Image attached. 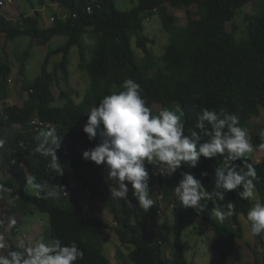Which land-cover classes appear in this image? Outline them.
Here are the masks:
<instances>
[{"label":"trees","instance_id":"16d2710c","mask_svg":"<svg viewBox=\"0 0 264 264\" xmlns=\"http://www.w3.org/2000/svg\"><path fill=\"white\" fill-rule=\"evenodd\" d=\"M51 2L58 6L57 9L53 6L55 10L59 9L50 15L56 18L54 23L46 21L38 10L32 15L22 12L18 19L4 14L5 11L0 15V47L5 46L6 55L0 59L3 107L0 139L5 141L0 147V184L12 190L11 193L0 191V200L10 211L9 216L30 220L35 211L48 214L49 230L45 227L41 231L35 225L33 234L48 232L50 240L58 238L65 244L75 241L84 252L83 260L76 264H111L104 254L105 230H112L118 236L122 247L118 257L122 264H193L187 258L183 240V226L189 216L210 226L213 232L210 246L225 256L227 246L244 239L241 217L247 216L253 202L239 199L237 191L225 193V199L217 204L224 207L228 202L235 203L231 225H226L211 217L210 201H202L205 211L198 213L185 208L174 193L182 174L189 172L211 191L215 168L222 163V156L201 157L196 168L182 164L170 176L154 175L155 166L145 161L154 201L146 211L138 205L130 184L128 201L131 204L110 198L112 183L102 185L106 165H96L83 158V153L94 148L101 138L98 133L90 141L83 128L91 107L98 105L113 89L118 90L125 79L132 78L141 86V94L153 114L163 108L181 109L185 134L194 128L197 115L204 108L217 113L224 110L238 115L240 126L247 128L251 140L254 138L259 146L264 144L259 135L264 130V122L262 126H253V121L264 114V0H137V5L129 11L119 10L115 0ZM250 5L256 11L248 12L240 27L235 21ZM89 7L93 9L91 13L87 11ZM170 7L186 11V26L179 24ZM64 15L66 19L62 18ZM154 16H159L163 31L169 35L166 51L160 57L151 49L154 41L145 28V23H152ZM58 36L67 41L56 49L50 48ZM20 37H29L31 45L22 57L15 54L20 60V69L18 78L12 81L14 67L7 48ZM86 37L95 39L96 45L89 47ZM33 46L50 49L41 75L31 81L26 77V70ZM134 46L142 57L136 54ZM74 48L79 49L78 72L87 79V87L83 92L62 91L57 97L54 87L67 84L73 77L70 65ZM53 58L58 61L52 62ZM49 128H55L61 140L57 155L64 168L63 176L47 169L46 158L32 154L36 144L33 137L40 129ZM247 160L256 170L255 187L264 200V156L256 160L250 153ZM234 164L243 167L241 160ZM203 172L209 175L202 176ZM26 174L35 175L45 190L51 186L63 190L58 198L38 199L25 191ZM16 196L20 198L13 199ZM102 207L108 210L113 223L98 216ZM170 212L175 220L173 257L169 259L165 245L170 246V231L164 225L154 235L147 227L152 217H163ZM16 224L13 228L16 239L18 235L33 239L29 233H22L20 222ZM257 237L264 245V235ZM16 239L9 242L6 253L16 250ZM253 264H264V258L260 260L257 255Z\"/></svg>","mask_w":264,"mask_h":264},{"label":"clouds","instance_id":"9594fccd","mask_svg":"<svg viewBox=\"0 0 264 264\" xmlns=\"http://www.w3.org/2000/svg\"><path fill=\"white\" fill-rule=\"evenodd\" d=\"M141 91L138 83L127 78L118 90L113 89L103 96L87 114L84 133L90 141L95 140L98 133L101 139L94 148L83 153V158L96 165H106L107 179L112 183L110 198L131 204L128 201L130 184L138 205L147 211L154 201L149 191L145 161L155 166L154 175L170 176L182 164L196 168L201 157L212 159L222 156V163L215 168L211 191L189 172L182 174L174 193L185 208H192L198 213L205 211L206 206L201 202L210 201L214 205L210 210L211 217L223 222L235 214V203L228 202L221 207L217 201H223L225 193L237 191L239 199L253 201L246 216L251 235H264V200L256 191V170L247 160L254 149L247 128L240 126L238 115L204 108L197 115L194 128L185 134L181 109L163 108L153 114ZM259 135L264 139V130ZM33 139L36 144L32 154L46 158L47 169L56 176H63L64 168L57 155L61 140L56 129H40ZM4 143L0 139V147ZM259 147L264 149V144ZM237 160L242 161L243 167L234 164ZM201 175L207 177L209 174L203 172ZM60 190L63 189L59 186L45 190L44 184L38 182L35 175L26 174L25 191L38 199L58 198ZM0 191L11 193L12 190L0 184ZM19 198L16 196L13 199ZM16 223L15 219L10 220V226ZM6 247L4 237L0 236V249ZM83 258L84 252L75 241L65 244L58 238L47 242L21 238L16 250L0 254V264H76Z\"/></svg>","mask_w":264,"mask_h":264},{"label":"rangeland","instance_id":"374dc122","mask_svg":"<svg viewBox=\"0 0 264 264\" xmlns=\"http://www.w3.org/2000/svg\"><path fill=\"white\" fill-rule=\"evenodd\" d=\"M14 5L13 9L18 12H29L30 15L34 14L37 10L42 11L46 21L49 22L52 16L51 13L55 10L53 6L54 3L51 0H43L46 2V5L42 4V0H13ZM18 1V2H17ZM117 3V7L121 11H129L132 10L137 5V0H115ZM241 11V10H240ZM256 11L255 6H249L243 11L242 16H240L235 23L242 27L244 25V18L246 14L249 12L253 14ZM170 12L175 15L178 19V22L181 26H186L188 24L187 13L184 9H174L170 7ZM242 12V11H241ZM47 22V23H48ZM146 34L152 39L154 42L150 44L151 49L154 53L160 57L164 55L166 49L165 47L169 43V35L163 31L162 24L159 16L152 17V23H145ZM67 39L63 36L55 37L54 40L50 43V48L56 49L63 45ZM86 44L89 47H93L96 42L95 39L86 37ZM31 45V39L29 37H20L16 39L13 43L10 44V48H7V52L9 54V59L13 64L14 72L12 74L13 79H17L20 69V60L16 57L15 54L23 56V53L29 50ZM5 46L1 44L0 47V59L2 57H6L5 55ZM50 48L33 46L31 50V57L27 63L26 77L27 79L34 81L37 79L42 73V66L45 61V58L48 54ZM12 50V52H11ZM134 50L139 57H142V53L134 46ZM58 61V58H53V61ZM80 62L79 49L74 48L72 50L71 56V65L70 72L73 77L70 81L65 84L62 83L61 87H54V93L57 97H60L62 91H68L70 89L79 90L80 92L85 91L87 87V79L83 78L81 74L82 72H78V64ZM81 73V74H80ZM87 75V74H86ZM15 86V85H14ZM16 87H19L18 85ZM20 88V87H19ZM3 110L2 104H0V111ZM264 122V114L261 117L256 118L253 123L255 127L262 126ZM252 136L254 137L255 131H251ZM251 143L253 145L254 158L256 160H260L264 156V149H261L259 145L255 142V139L252 138ZM82 146V142L79 144ZM108 170L104 169L102 185L105 184L107 186L111 185V181L107 179ZM100 182V181H99ZM257 191V189H256ZM259 197V192L257 191ZM253 202V201H252ZM90 205V204H89ZM213 205V204H212ZM214 207V205H213ZM38 211V210H37ZM99 217L103 220L108 221L109 223H113V218L109 214L108 210L105 207L100 208ZM10 211L3 205V202L0 201V236L4 237V241L7 244V247L4 249H0V254H6V251L10 245V241H15V237L13 236V228L17 226H10V220L12 219L9 216ZM30 220H22L16 219V222H20L22 233H29L33 239H43L45 242L50 240V235L47 232L40 233L37 236L33 234V230L35 229V225L39 227L41 231H43L46 227L49 230V216L48 214H42L39 212H34L30 216ZM168 219V220H167ZM174 214L170 212V214H166L163 217L159 216L158 218L152 217L148 221L147 231L151 234L158 235L159 227L166 226L170 231V246L165 245V252L167 257L170 259L173 257L172 254V246H174V236H173V225H174ZM222 223L226 225H231V217L226 218ZM241 224L243 230L245 232L244 239H238L233 245H229L224 249L225 256H222L219 252L213 250L210 246L211 239L213 237V232L209 225L202 224L198 218L190 217L186 220L183 226V240L187 246V258L193 264H253L257 255H259L260 260L264 258V245H261L257 236H252L250 233V226L246 219V217H241ZM116 226V225H115ZM3 228V229H2ZM204 234H202V232ZM32 232V233H30ZM105 239L104 244V254L109 259L111 264H122L119 261L118 251L122 248L120 245V241L118 236L112 230H105L102 234ZM21 235L17 236V241L21 239ZM172 247V248H171ZM125 259L128 260V252L125 251Z\"/></svg>","mask_w":264,"mask_h":264},{"label":"built area","instance_id":"2783aa9c","mask_svg":"<svg viewBox=\"0 0 264 264\" xmlns=\"http://www.w3.org/2000/svg\"><path fill=\"white\" fill-rule=\"evenodd\" d=\"M13 4H14V1H13V0H1V1H0V15L2 14L3 11L6 10L7 7H10V6H12ZM54 7H56V9H57L58 6L55 5ZM87 11H88L89 13H91V12L93 11V9H92L91 7H89V8L87 9ZM76 17H77V16L74 15V18H76ZM62 18H63V19H66L67 17L64 15V16H62ZM55 20H56V18H55L54 16H52V17L50 18V20H49V23H54ZM147 21L149 22L150 19L147 18Z\"/></svg>","mask_w":264,"mask_h":264},{"label":"crops","instance_id":"0c3cea01","mask_svg":"<svg viewBox=\"0 0 264 264\" xmlns=\"http://www.w3.org/2000/svg\"><path fill=\"white\" fill-rule=\"evenodd\" d=\"M0 1H1V0H0ZM18 1H19V0H18ZM18 1H17V2H18ZM14 4H15V3H14ZM14 4H13V5H14ZM5 13H7L8 15H10L11 18H16V19H18V18L20 17L21 13H22V10H21L20 13L18 12V15H17V13H16V11L13 9V7L10 6V7H7V8H6L4 14H5ZM27 13L29 14V12H27Z\"/></svg>","mask_w":264,"mask_h":264}]
</instances>
